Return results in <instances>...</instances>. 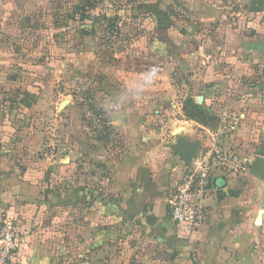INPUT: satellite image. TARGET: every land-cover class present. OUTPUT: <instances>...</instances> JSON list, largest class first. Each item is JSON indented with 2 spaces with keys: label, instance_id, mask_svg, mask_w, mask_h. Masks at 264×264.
<instances>
[{
  "label": "crops",
  "instance_id": "obj_1",
  "mask_svg": "<svg viewBox=\"0 0 264 264\" xmlns=\"http://www.w3.org/2000/svg\"><path fill=\"white\" fill-rule=\"evenodd\" d=\"M36 2L0 0V52L24 53L32 37L26 25L34 19L38 24ZM138 4L151 11L143 14L147 20L169 26L157 29L159 43L151 47L158 83L131 99L122 123L120 115L111 117L113 125L122 124L128 149L108 166L107 187L86 182L79 196L64 194L62 200L49 191L52 164L36 162L15 177L0 175V222L12 221L20 234L10 264H120L114 247L123 227L133 241L131 264H264V0ZM5 52L0 60L9 57ZM185 63L189 79L171 82V70ZM177 96L192 100L205 122L186 118ZM214 103L220 105L215 121ZM176 139L197 144L198 153L225 144L245 162L244 173L216 176L206 219L194 230L172 224L168 215L185 169L171 151Z\"/></svg>",
  "mask_w": 264,
  "mask_h": 264
},
{
  "label": "rangeland",
  "instance_id": "obj_2",
  "mask_svg": "<svg viewBox=\"0 0 264 264\" xmlns=\"http://www.w3.org/2000/svg\"><path fill=\"white\" fill-rule=\"evenodd\" d=\"M35 1L38 24L34 19L26 25L32 33L27 49L24 44V53L16 50V56L4 51L9 57L0 60V175L15 177L36 162L52 164L49 191L62 200L64 194L79 196L86 182L91 188L109 185L107 168L124 156L130 143L119 129L122 124L113 125L111 117L120 115L122 123L131 113V99L146 92L138 85L156 67L151 47L160 38L154 37L157 26L141 9L136 11L141 0ZM35 38L39 40L32 43ZM175 70L171 82L189 79L183 73L190 70L186 63ZM156 77L151 84L158 83ZM244 94L240 91L238 97ZM187 100L176 99L183 110ZM219 108L214 103L213 121ZM218 139L226 142L224 135ZM73 206L79 212L78 201ZM123 228L114 254L120 264H131L133 241Z\"/></svg>",
  "mask_w": 264,
  "mask_h": 264
},
{
  "label": "built area",
  "instance_id": "obj_3",
  "mask_svg": "<svg viewBox=\"0 0 264 264\" xmlns=\"http://www.w3.org/2000/svg\"><path fill=\"white\" fill-rule=\"evenodd\" d=\"M245 172V162L225 144L206 147L185 166L184 174L168 202V215L174 225L199 228L207 216V200L215 187L216 176ZM20 246L15 224L5 219L0 227V264H10Z\"/></svg>",
  "mask_w": 264,
  "mask_h": 264
},
{
  "label": "water",
  "instance_id": "obj_4",
  "mask_svg": "<svg viewBox=\"0 0 264 264\" xmlns=\"http://www.w3.org/2000/svg\"><path fill=\"white\" fill-rule=\"evenodd\" d=\"M67 102L61 104L63 108ZM173 154H175L179 160L185 165L188 166L193 158H195L198 151V145L194 143H187L184 140H179L178 143L171 148Z\"/></svg>",
  "mask_w": 264,
  "mask_h": 264
},
{
  "label": "trees",
  "instance_id": "obj_5",
  "mask_svg": "<svg viewBox=\"0 0 264 264\" xmlns=\"http://www.w3.org/2000/svg\"><path fill=\"white\" fill-rule=\"evenodd\" d=\"M137 10H139V9L137 8L136 11ZM141 11H142L141 13H143V14L151 12V11H144L142 9H141ZM139 12H140V10H139ZM168 26L169 25H163V26L157 25V29L158 30L167 29ZM183 113H184V116L186 118H188V119H192V120H195V121H198V122L200 121L201 123L205 122V114H204V112L197 105H195L192 100H189V99L187 100V102L185 104V107H184V110H183Z\"/></svg>",
  "mask_w": 264,
  "mask_h": 264
},
{
  "label": "clouds",
  "instance_id": "obj_6",
  "mask_svg": "<svg viewBox=\"0 0 264 264\" xmlns=\"http://www.w3.org/2000/svg\"><path fill=\"white\" fill-rule=\"evenodd\" d=\"M155 76H156L155 72L149 71V72L144 73L138 86L149 87L152 81L155 79Z\"/></svg>",
  "mask_w": 264,
  "mask_h": 264
}]
</instances>
